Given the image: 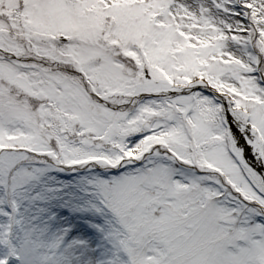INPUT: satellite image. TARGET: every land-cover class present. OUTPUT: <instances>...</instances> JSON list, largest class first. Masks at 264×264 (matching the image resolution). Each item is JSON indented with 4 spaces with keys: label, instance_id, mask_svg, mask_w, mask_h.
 I'll use <instances>...</instances> for the list:
<instances>
[{
    "label": "rangeland",
    "instance_id": "obj_1",
    "mask_svg": "<svg viewBox=\"0 0 264 264\" xmlns=\"http://www.w3.org/2000/svg\"><path fill=\"white\" fill-rule=\"evenodd\" d=\"M263 77L264 0H0V264H264Z\"/></svg>",
    "mask_w": 264,
    "mask_h": 264
},
{
    "label": "bare ground",
    "instance_id": "obj_2",
    "mask_svg": "<svg viewBox=\"0 0 264 264\" xmlns=\"http://www.w3.org/2000/svg\"><path fill=\"white\" fill-rule=\"evenodd\" d=\"M257 181V180H256Z\"/></svg>",
    "mask_w": 264,
    "mask_h": 264
}]
</instances>
